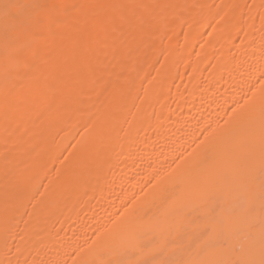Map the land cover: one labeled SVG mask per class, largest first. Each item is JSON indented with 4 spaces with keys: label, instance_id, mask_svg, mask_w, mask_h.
<instances>
[{
    "label": "bare ground",
    "instance_id": "6f19581e",
    "mask_svg": "<svg viewBox=\"0 0 264 264\" xmlns=\"http://www.w3.org/2000/svg\"><path fill=\"white\" fill-rule=\"evenodd\" d=\"M0 264H264V0H0Z\"/></svg>",
    "mask_w": 264,
    "mask_h": 264
}]
</instances>
